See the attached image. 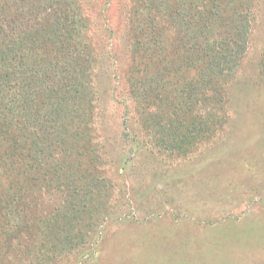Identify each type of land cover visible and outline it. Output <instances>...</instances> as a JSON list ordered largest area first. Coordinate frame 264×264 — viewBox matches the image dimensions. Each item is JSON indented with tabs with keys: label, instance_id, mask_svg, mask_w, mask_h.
Segmentation results:
<instances>
[{
	"label": "trees",
	"instance_id": "obj_1",
	"mask_svg": "<svg viewBox=\"0 0 264 264\" xmlns=\"http://www.w3.org/2000/svg\"><path fill=\"white\" fill-rule=\"evenodd\" d=\"M75 4L0 0V264L27 256L29 238H37V264L85 245L78 220L97 212L94 195L107 186L94 163L105 152L92 131L98 43ZM134 4L131 86L142 128L155 149L185 155L229 122L227 83L247 48L252 2ZM258 96L244 106L264 109ZM44 193L48 211H40Z\"/></svg>",
	"mask_w": 264,
	"mask_h": 264
},
{
	"label": "rangeland",
	"instance_id": "obj_2",
	"mask_svg": "<svg viewBox=\"0 0 264 264\" xmlns=\"http://www.w3.org/2000/svg\"><path fill=\"white\" fill-rule=\"evenodd\" d=\"M72 1L98 43L92 131L105 152L94 163L107 186L92 219L78 220L86 244L55 264H264V109L244 106L256 94L264 102V0H251L247 48L228 79V124L180 156L155 149L141 125L128 35L136 0ZM47 196L40 211L52 208ZM27 245L2 264H37V238Z\"/></svg>",
	"mask_w": 264,
	"mask_h": 264
}]
</instances>
